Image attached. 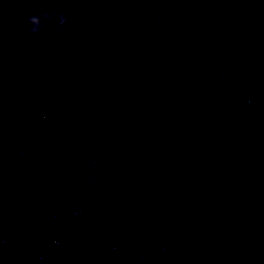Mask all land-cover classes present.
<instances>
[{
    "label": "water",
    "instance_id": "1",
    "mask_svg": "<svg viewBox=\"0 0 264 264\" xmlns=\"http://www.w3.org/2000/svg\"><path fill=\"white\" fill-rule=\"evenodd\" d=\"M0 264H264V0H0Z\"/></svg>",
    "mask_w": 264,
    "mask_h": 264
}]
</instances>
